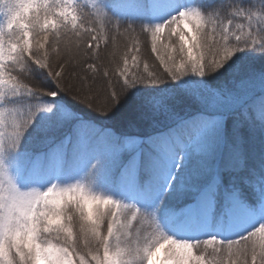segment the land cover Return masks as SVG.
<instances>
[{"label": "snow or ice", "instance_id": "6c2138e0", "mask_svg": "<svg viewBox=\"0 0 264 264\" xmlns=\"http://www.w3.org/2000/svg\"><path fill=\"white\" fill-rule=\"evenodd\" d=\"M114 8L143 14L160 2L115 0ZM0 10V264H264V157L253 167L246 147L264 132V56L233 60L264 53V8L239 0L211 11L177 4L162 23L138 25L114 19L97 0H0ZM222 69L225 83L202 80L193 92L198 111L190 118L153 97L175 124L143 140L120 145L110 131L78 121L73 136L54 143L49 130L73 116L58 109L39 129L51 147L22 166L27 181L47 176L48 186L22 189L8 172L5 149L17 148L37 113L52 112L42 98L65 94L103 117L132 89ZM17 99L25 103L8 104ZM188 150L194 156L185 163ZM219 152L224 164L210 166ZM101 157L110 163L106 181L143 207L94 190ZM71 167L86 171L57 183L55 173ZM187 191L195 197L186 207L170 203Z\"/></svg>", "mask_w": 264, "mask_h": 264}, {"label": "trees", "instance_id": "16d2710c", "mask_svg": "<svg viewBox=\"0 0 264 264\" xmlns=\"http://www.w3.org/2000/svg\"><path fill=\"white\" fill-rule=\"evenodd\" d=\"M87 5L91 4L94 0H82ZM243 6L260 7L264 8V0H239ZM97 3L104 11L112 16L114 19H119L122 22H130L133 24H153L149 16V13L143 14H129L117 11L114 8L115 0H97ZM227 3V0H191L190 7H198L202 11H211L215 8L223 7ZM4 11L0 10V23H3L5 16ZM121 52L124 51V44L126 41L120 39L118 41ZM107 54L102 52V56ZM142 55L147 56L148 53ZM264 56V53H254L248 50L244 53H237L233 60L240 57L244 62H260V57ZM111 57L98 63H107ZM155 58L153 57V60ZM129 59V64H131ZM152 66V61H148ZM231 63V61H230ZM144 61L140 62V71H143ZM36 79H40L39 75ZM206 80L208 84L216 86L225 83L228 80V76L224 74L223 69L219 74H213L211 77H199L194 74H189L183 77L180 81L165 82L158 87L150 85L140 86L143 90L137 91L132 89L127 93L120 102L113 108L109 109L107 116L101 117L99 113L94 112L91 108L76 101L74 98L61 94L55 101L51 98H42L44 103H52V112H39L33 120V124L28 128L22 137L19 145L16 149H5L3 159L8 170L12 171L16 180L21 181L25 178L22 174V166L25 163L27 157L36 158L41 152L47 151L50 144L43 142L42 135L39 131L41 122L47 120L57 112L58 109H64L68 113H72L73 116L66 119L62 126L58 128H52L48 132V136L53 138V142H60L68 136H73L74 127L78 121H85L93 125L99 132L110 131L115 137L119 138V144L125 138L136 137L140 140L147 138L149 135H157L162 131H166L169 127L175 124V121L170 119L168 114L163 108L155 109L153 107V97L162 98L163 105L170 112L176 113L181 118H190L198 111V105L195 103L193 92L200 88L201 81ZM22 100H11L8 104H23ZM233 117H229L224 122V128L226 134L230 133L232 127ZM247 135V132H245ZM211 133L209 134V136ZM94 144H92L93 146ZM249 154V162L253 167H258L261 158L264 157V132L257 129L251 134L250 139L246 145ZM122 155H127V149H125ZM194 153L189 150V154L184 159L185 163H190L193 159ZM226 160V153L219 152L209 163L210 166L220 165L222 166ZM183 166V165H182ZM110 167L109 159L101 157L100 163L95 170L97 173L96 187L103 188L108 192L118 191V186L106 181L105 177ZM230 175L228 172L222 174V180L225 184L228 183ZM195 194L187 191L182 199L172 200L170 203L177 209L184 207V205L192 202ZM171 232L170 230H166ZM173 233V232H172Z\"/></svg>", "mask_w": 264, "mask_h": 264}, {"label": "rangeland", "instance_id": "374dc122", "mask_svg": "<svg viewBox=\"0 0 264 264\" xmlns=\"http://www.w3.org/2000/svg\"><path fill=\"white\" fill-rule=\"evenodd\" d=\"M181 1H183V0H178V5H181V3H180ZM159 2H160V0H159ZM150 16H151V19L153 20L154 23H156V24L162 23L164 20H166L168 18L169 11L165 8L163 3L160 2V10L155 11V12H150ZM68 137H70V136H68ZM125 139H138V138L131 136V137H128ZM93 144L94 145L92 146V156L95 157L97 155V146L95 143H93ZM188 152H189V150L186 151V153L184 154V158ZM70 157L72 159H74V154L70 153ZM93 162H95V160H93ZM70 163H71V160H70ZM85 171H86V169H84V168H76V167H71L66 171H59L58 170L55 173V175L58 177V179H56V182L60 183V184H64V183L69 182L70 180L79 179V178H81V176L83 175V173ZM8 172L16 180L13 172L10 170H8ZM48 179L49 178L47 176H44V177H41L40 179L34 180V181H27L26 178H23L21 181L16 180V182H17L18 186L21 187L22 189H26L27 187H38L41 190H43L45 187L48 186ZM93 187H94V190L102 192V193L107 194V195H110L115 199L124 200L126 203H136L138 207H143V205H141L138 200H136L130 193H126L125 190L122 188H120L118 192H115V191L108 192L107 190H105L103 188L96 187V185H94ZM189 203H191V202H189ZM208 231L212 232L213 229H209ZM169 234L178 235L177 233H172V232H170Z\"/></svg>", "mask_w": 264, "mask_h": 264}, {"label": "clouds", "instance_id": "9594fccd", "mask_svg": "<svg viewBox=\"0 0 264 264\" xmlns=\"http://www.w3.org/2000/svg\"><path fill=\"white\" fill-rule=\"evenodd\" d=\"M27 9H25V11H26Z\"/></svg>", "mask_w": 264, "mask_h": 264}]
</instances>
